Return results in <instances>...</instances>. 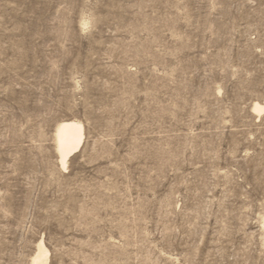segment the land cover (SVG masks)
Segmentation results:
<instances>
[{
    "label": "rangeland",
    "instance_id": "rangeland-1",
    "mask_svg": "<svg viewBox=\"0 0 264 264\" xmlns=\"http://www.w3.org/2000/svg\"><path fill=\"white\" fill-rule=\"evenodd\" d=\"M254 102L264 0H0V264H264Z\"/></svg>",
    "mask_w": 264,
    "mask_h": 264
},
{
    "label": "bare ground",
    "instance_id": "bare-ground-1",
    "mask_svg": "<svg viewBox=\"0 0 264 264\" xmlns=\"http://www.w3.org/2000/svg\"><path fill=\"white\" fill-rule=\"evenodd\" d=\"M263 110L264 107L261 104L254 102L252 107L253 113L259 116ZM83 127V123L77 119L61 120L55 127L54 135L57 161L63 170H66L71 156L81 149L84 139ZM36 247L30 264H47L49 251L44 247L42 239L37 242Z\"/></svg>",
    "mask_w": 264,
    "mask_h": 264
}]
</instances>
